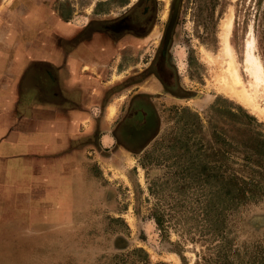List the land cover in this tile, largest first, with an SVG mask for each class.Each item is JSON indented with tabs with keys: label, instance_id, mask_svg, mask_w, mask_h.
Listing matches in <instances>:
<instances>
[{
	"label": "rangeland",
	"instance_id": "obj_1",
	"mask_svg": "<svg viewBox=\"0 0 264 264\" xmlns=\"http://www.w3.org/2000/svg\"><path fill=\"white\" fill-rule=\"evenodd\" d=\"M67 1L70 14L81 16L120 14L123 7L118 0ZM172 1H155L156 34L132 59L138 68L156 55ZM227 17L239 95L226 86L220 58ZM176 24L169 57L181 98L160 103L158 133L132 158L110 168L102 163L100 173L96 163L86 164L78 196L44 199L39 190L30 215L14 208L17 199L1 203L0 264H264V189L245 185L248 170L230 145L244 121L231 115L239 109L256 119L245 137L264 135V84L253 91L245 70L250 39L264 70V0H182ZM225 149L233 154L224 158ZM16 169L9 164L0 174V198L12 192Z\"/></svg>",
	"mask_w": 264,
	"mask_h": 264
},
{
	"label": "crops",
	"instance_id": "obj_2",
	"mask_svg": "<svg viewBox=\"0 0 264 264\" xmlns=\"http://www.w3.org/2000/svg\"><path fill=\"white\" fill-rule=\"evenodd\" d=\"M48 1L0 0V174L17 168L0 204L17 199L14 208L29 215L37 191L78 196L86 164L100 173L102 163L140 151L146 142L134 150L122 126L133 98L157 91L149 77L125 76L127 49H114L104 32L82 35V24L66 22Z\"/></svg>",
	"mask_w": 264,
	"mask_h": 264
},
{
	"label": "flooded vegetation",
	"instance_id": "obj_3",
	"mask_svg": "<svg viewBox=\"0 0 264 264\" xmlns=\"http://www.w3.org/2000/svg\"><path fill=\"white\" fill-rule=\"evenodd\" d=\"M155 1L157 0H136L134 3H130V0H118L116 3L117 6L123 5L120 9V14L111 11L109 15L103 16L97 13L87 16H81L78 12L70 14V7L67 0H63L62 4L59 0L48 1L50 4L54 3L55 6L59 7V13L61 11L66 22L76 20L81 23L82 35L89 36L93 32H104L110 37L112 43H114V49H127L129 56H127L125 76L130 82L135 83L149 77L148 83L150 87L156 85V92H149L146 95L135 96L133 98L127 116L124 119L125 126H122V128H124V134H127V144L136 150L146 142L140 151L135 152L133 150L134 153L128 159L144 151L151 139L158 133V126L161 120L158 110L162 100L167 98H181L177 88L174 87V84L177 82L176 70L169 57V49L177 25L176 21L180 13L182 0H180L178 13L174 19L169 38L166 40V31L172 18L174 0L172 1L162 41L151 63L142 68H138V62H133L132 60L142 55L144 49H148L146 47L147 44L156 34L157 19ZM117 6L113 7L117 9ZM130 63L136 65L135 68ZM133 69L137 70L131 73L130 71ZM115 73L117 74V78L120 73L124 74L122 70L121 72L119 71V67L116 68ZM114 165L116 166L117 163H114Z\"/></svg>",
	"mask_w": 264,
	"mask_h": 264
},
{
	"label": "trees",
	"instance_id": "obj_4",
	"mask_svg": "<svg viewBox=\"0 0 264 264\" xmlns=\"http://www.w3.org/2000/svg\"><path fill=\"white\" fill-rule=\"evenodd\" d=\"M231 115H239L244 119V121L241 123L240 128L238 129V135H236V137H231L232 140L237 138L235 145L230 142V145H232L233 147L235 146L234 149H237L239 150V152H241L239 154V168L248 170L247 178H245V180L243 181H249L248 183H245L246 186L251 184L255 187H259V189H264V135L259 133L256 137H245L247 135L245 133V130L250 129V127H252L253 124L256 123V119L242 109H239V111H237L236 113L231 112ZM222 154L225 158L228 156L230 157L233 153L230 149H225L223 150ZM238 191L239 196H241L240 198H246V187L238 188ZM249 197L253 198L251 196Z\"/></svg>",
	"mask_w": 264,
	"mask_h": 264
},
{
	"label": "bare ground",
	"instance_id": "obj_5",
	"mask_svg": "<svg viewBox=\"0 0 264 264\" xmlns=\"http://www.w3.org/2000/svg\"><path fill=\"white\" fill-rule=\"evenodd\" d=\"M221 27V40L223 46L221 48L220 58L224 63L225 83L226 86L230 89V92L239 95L237 89L242 88V82L238 74L235 61L231 55V50L227 38L231 28V17H227L226 19H224L222 21ZM254 43L255 42L251 39L247 41L245 50V70L253 80V91L264 84V70L259 59L254 53ZM241 98L243 99V97ZM246 104L249 106L253 105L251 95L248 93Z\"/></svg>",
	"mask_w": 264,
	"mask_h": 264
},
{
	"label": "water",
	"instance_id": "obj_6",
	"mask_svg": "<svg viewBox=\"0 0 264 264\" xmlns=\"http://www.w3.org/2000/svg\"><path fill=\"white\" fill-rule=\"evenodd\" d=\"M179 4H180V0H174V5H173V11H172V18L171 21L168 25L167 31H166V40H168L173 23H174V19L176 18V15L178 13V9H179Z\"/></svg>",
	"mask_w": 264,
	"mask_h": 264
}]
</instances>
